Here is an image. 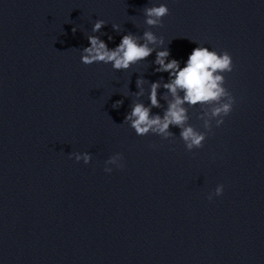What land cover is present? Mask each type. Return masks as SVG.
Returning a JSON list of instances; mask_svg holds the SVG:
<instances>
[{
  "label": "clouds",
  "instance_id": "clouds-1",
  "mask_svg": "<svg viewBox=\"0 0 264 264\" xmlns=\"http://www.w3.org/2000/svg\"><path fill=\"white\" fill-rule=\"evenodd\" d=\"M144 23L149 29L162 27L163 18L169 14V8L161 3L158 6H146L143 8ZM107 25L106 21L97 19L91 28L92 35L86 38L89 46L81 49V63L91 65L93 63L111 64L116 71H127L133 65H138L155 53L152 61L156 67L155 73H168L167 81L161 77L157 81L150 82L139 76L136 80V100L130 104V111L125 115L123 123H127L137 136L153 134L165 140L174 136L170 130L176 127L180 130L179 136L184 142L187 151L200 149L204 146L208 132L212 130V121L220 126L224 123V117L228 116L235 103V98L225 87L226 78L224 73L233 71V59L227 51L218 52L215 49L202 46L193 48L184 65L177 59H170V50L163 47L165 41L162 36L158 37L153 31L145 30L142 36L131 32L124 34L120 43L114 48L96 35ZM112 28L120 32V25L113 24ZM77 29H72L75 32ZM112 39L111 36L108 37ZM151 65H149L150 67ZM149 83L148 101L146 105L139 98L145 95V83ZM165 91L160 95V89ZM165 101L166 107L160 103ZM123 100H117L114 108H119ZM200 108L198 119L203 121L206 131H198L189 124V108ZM162 109L161 113H153V109ZM77 162L83 161L88 164L92 157L90 153L73 152ZM121 154L117 153L105 161V172H112L107 165L122 168L120 163ZM223 194V185H218L214 193H210L208 199Z\"/></svg>",
  "mask_w": 264,
  "mask_h": 264
}]
</instances>
